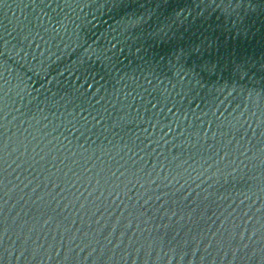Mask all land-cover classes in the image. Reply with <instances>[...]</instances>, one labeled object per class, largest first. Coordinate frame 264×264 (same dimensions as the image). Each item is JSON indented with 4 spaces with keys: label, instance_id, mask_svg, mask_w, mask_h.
Masks as SVG:
<instances>
[{
    "label": "water",
    "instance_id": "95a60500",
    "mask_svg": "<svg viewBox=\"0 0 264 264\" xmlns=\"http://www.w3.org/2000/svg\"><path fill=\"white\" fill-rule=\"evenodd\" d=\"M264 152V0H0V264H121Z\"/></svg>",
    "mask_w": 264,
    "mask_h": 264
}]
</instances>
